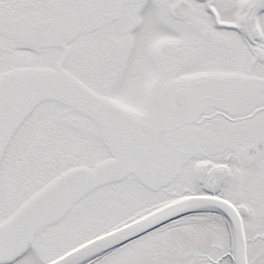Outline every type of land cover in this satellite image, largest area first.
<instances>
[{
	"label": "snow or ice",
	"instance_id": "obj_1",
	"mask_svg": "<svg viewBox=\"0 0 264 264\" xmlns=\"http://www.w3.org/2000/svg\"><path fill=\"white\" fill-rule=\"evenodd\" d=\"M0 264H264V0H0Z\"/></svg>",
	"mask_w": 264,
	"mask_h": 264
}]
</instances>
